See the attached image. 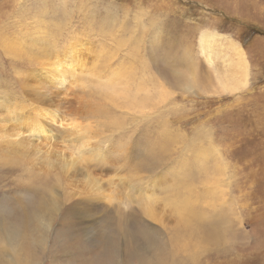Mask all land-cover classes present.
<instances>
[{"label":"rangeland","instance_id":"obj_1","mask_svg":"<svg viewBox=\"0 0 264 264\" xmlns=\"http://www.w3.org/2000/svg\"><path fill=\"white\" fill-rule=\"evenodd\" d=\"M39 50L84 63L35 87ZM238 54L247 83L219 89ZM115 70L116 100L81 106ZM5 113L37 115L30 149L85 159L64 175L0 141V264H264V0H0Z\"/></svg>","mask_w":264,"mask_h":264},{"label":"bare ground","instance_id":"obj_2","mask_svg":"<svg viewBox=\"0 0 264 264\" xmlns=\"http://www.w3.org/2000/svg\"><path fill=\"white\" fill-rule=\"evenodd\" d=\"M205 36L207 38H212V35L208 34V33H205ZM207 38H202V40H204V42H205ZM61 51L63 52V49H61ZM37 53L39 54V56H42V57H40L41 60L40 59L37 60L36 65H35V67L39 68V72H38L39 75L36 73H33V75H30V74H27L26 70H24L25 71V73H24L25 77L32 84V86H35V87H36V84L38 83V80H39L38 77L39 76L47 77V78H45L44 83L43 82L40 83L42 85L45 84L46 81H49L50 83H52L51 85L56 84V83L63 85L66 77H62L63 72H60L61 65H63V64L68 65L69 67H68L67 71L71 72V71H75V68L77 67V66L75 67V65L78 64L80 67L84 63V60H82V57L77 55L76 52L73 53L72 51H69L68 53H66L64 55L63 59H53V60L46 59L47 58V52H43V51L39 50ZM237 57H238L237 66L240 68V70L237 69L236 71L234 70L235 72L233 71V72L224 74L223 76H220L219 80H217L219 89H221V90H225V89L226 90H232V89H235V88L240 87L241 85L245 84L246 76H247V70H246L247 65L244 62V58L242 55L238 54ZM207 59L210 60L208 57H207ZM118 71H120V70H118ZM118 71H116L115 73H114V71H111L112 76L111 77L107 76V78H106L107 79L106 87L109 91V94L108 95L105 94L104 91H103L102 95L97 94L98 99H95V102L93 100V102L88 103V101L85 100L86 96H85L84 91H81L80 93L75 94V96H79V98L81 99V100H78V102H81V106H85V108H87L88 110L90 109V111H95L101 107L105 109V107L107 106V103H113L116 100L113 98V95L119 89L118 80L125 78L127 75L130 76L129 72H127L126 76L125 75L122 76L121 75L122 73H120ZM116 73H118V75ZM56 74H58V76H55ZM187 75L188 76L191 75V77L187 81V83L192 84L194 82L196 72L195 71L194 72L193 71L187 72ZM127 78H125V81L127 80ZM128 80H129V78H128ZM229 81H230V85H228ZM78 87H79V85H78ZM121 92H125V90L122 89ZM100 96H102V97H100ZM140 99H142L141 96H138V95L133 96V101H136V100L139 101ZM143 107H145V106H143ZM40 114L42 115V112H40ZM36 116L37 115H35L34 117H31V116L30 117H28V116L24 117L22 114H13V116L10 117L9 114H6V113L4 115H2L0 117V141H1V145L6 146V147H4V149L6 151L15 150L13 156H17V155H19L20 152H22V151L19 152L21 147L24 149L22 153H23V156H25V157H29L30 155L34 156L36 153L41 154V156L38 157V159L41 160L42 164L44 165L43 166L44 168L50 169L51 167L56 165L60 170H62L61 173L66 175L69 171H72L75 169L74 168L75 165L77 166L78 164H81L82 161H84L85 156L81 155L78 152L79 149H78V151L77 150L76 151H70V152L66 151V153H68V156L66 155L67 157L65 156V154H66L65 150L49 149V148H46L45 145L36 144L33 146L32 149H30L28 146H32L31 138H27V136L30 133H37L38 135H40L43 131V128H40V126H39V123L37 121ZM54 118H55V116H54V114H52L51 119L54 120ZM11 119H13L14 121L22 119V121L19 125H13L12 127H8L6 121H9ZM60 124L63 125V121H61ZM68 125L71 129H74L79 124L76 125L75 121H71V123H69ZM25 133H27V136L21 137ZM79 134H82V133H79ZM84 135L85 134H83V136ZM10 147H12V148L8 149ZM5 150H4V152H5ZM25 153H27V154H25ZM79 182L82 186V189L87 190V186H90L91 189L95 190L94 187H96V186H94V184L92 182H90V180H88L86 178L84 180V177L80 176ZM214 185H217V184H214ZM97 188L98 187H96V190H97ZM111 193H113V192H111ZM88 194H91V192L88 191ZM208 194H209V192H208ZM91 195H94V194H91ZM95 197H97L100 202L106 201L104 198H102L101 195L97 194ZM110 197H111V195L109 193L108 198H110ZM174 207L176 210L179 211V214H181L185 219L190 220V218L193 216L190 212V209L192 208V204H190L186 199L180 205L174 204ZM146 212H147L146 214L148 216L151 215V211L149 210V208L147 209Z\"/></svg>","mask_w":264,"mask_h":264}]
</instances>
